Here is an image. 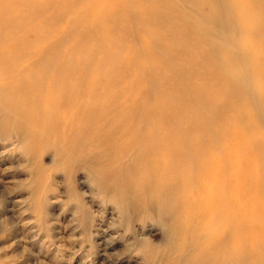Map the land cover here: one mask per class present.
Instances as JSON below:
<instances>
[{"label":"bare ground","instance_id":"bare-ground-1","mask_svg":"<svg viewBox=\"0 0 264 264\" xmlns=\"http://www.w3.org/2000/svg\"><path fill=\"white\" fill-rule=\"evenodd\" d=\"M231 6L243 52L264 59V8ZM204 33L177 0H0V85L22 90L15 109L46 135L78 110L88 116L75 142L100 121L109 182L125 164L133 190L151 191L194 249L192 264H264V132Z\"/></svg>","mask_w":264,"mask_h":264},{"label":"rangeland","instance_id":"rangeland-1","mask_svg":"<svg viewBox=\"0 0 264 264\" xmlns=\"http://www.w3.org/2000/svg\"><path fill=\"white\" fill-rule=\"evenodd\" d=\"M259 3L264 8V0ZM177 5L206 30L207 56L228 61V73H237L229 74L231 80L240 75L242 98L255 107L264 132V59L256 48L255 55L243 52L244 29L232 14V0ZM6 86L0 85V264H192L194 249H182L174 222L151 191L142 197L133 190L125 164L117 165V184L109 182L113 147L99 137L100 121L92 120L86 140L75 142L88 116L78 110L74 122L46 135L42 124L15 109L22 90ZM153 86L159 89V83ZM172 97L181 104L177 91ZM198 105L206 112L202 119H214L210 103ZM65 107L69 120L74 107Z\"/></svg>","mask_w":264,"mask_h":264}]
</instances>
